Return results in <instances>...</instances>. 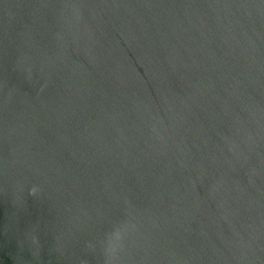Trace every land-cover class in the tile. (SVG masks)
<instances>
[{
    "label": "water",
    "instance_id": "1",
    "mask_svg": "<svg viewBox=\"0 0 264 264\" xmlns=\"http://www.w3.org/2000/svg\"><path fill=\"white\" fill-rule=\"evenodd\" d=\"M0 264H264V0H0Z\"/></svg>",
    "mask_w": 264,
    "mask_h": 264
},
{
    "label": "clouds",
    "instance_id": "2",
    "mask_svg": "<svg viewBox=\"0 0 264 264\" xmlns=\"http://www.w3.org/2000/svg\"><path fill=\"white\" fill-rule=\"evenodd\" d=\"M34 191V190H33Z\"/></svg>",
    "mask_w": 264,
    "mask_h": 264
}]
</instances>
